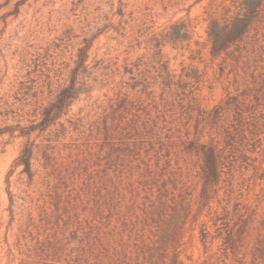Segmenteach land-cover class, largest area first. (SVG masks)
<instances>
[{"label":"rangeland","instance_id":"1","mask_svg":"<svg viewBox=\"0 0 264 264\" xmlns=\"http://www.w3.org/2000/svg\"><path fill=\"white\" fill-rule=\"evenodd\" d=\"M247 8L241 82L208 27ZM263 66L264 0H0V264H264Z\"/></svg>","mask_w":264,"mask_h":264},{"label":"trees","instance_id":"2","mask_svg":"<svg viewBox=\"0 0 264 264\" xmlns=\"http://www.w3.org/2000/svg\"><path fill=\"white\" fill-rule=\"evenodd\" d=\"M254 11V8H252V10L247 8V13L245 15L242 17H235L231 24L227 26L221 27L214 23L210 24L208 27L210 57L215 59L222 55L223 62L226 61L229 67L234 68L233 66H237V70L239 72L238 76L241 82L247 79L250 57L261 56L256 54L258 50H254L253 46L255 44L242 42L243 38L249 32L251 23L255 20V17L250 16V14L254 13ZM253 86H255V89L264 88V66L262 67L261 72L254 77ZM69 95L70 87L61 90L55 101L43 110L40 123L45 125L49 117L53 115L55 116V114L60 112L63 106H65V102ZM230 134L228 126H221L217 129L214 139L211 138L208 144L199 145L198 151L202 156V175L203 184L205 186L201 200L204 202L213 198L206 196V188L216 189V187L220 184L222 176H228V171L226 170L228 157L226 155L232 147ZM28 154L29 151L25 148L22 155L18 158L17 163L22 165L23 171L30 175V162L28 160ZM228 236L229 242H226L228 249H225V253L232 251L231 247L237 239V237ZM230 253L233 254L234 250Z\"/></svg>","mask_w":264,"mask_h":264}]
</instances>
